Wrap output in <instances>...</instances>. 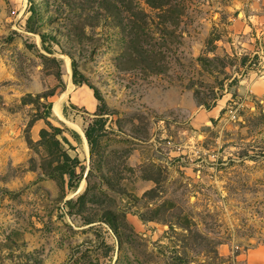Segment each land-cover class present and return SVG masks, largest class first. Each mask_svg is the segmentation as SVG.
<instances>
[{
  "label": "rangeland",
  "instance_id": "1",
  "mask_svg": "<svg viewBox=\"0 0 264 264\" xmlns=\"http://www.w3.org/2000/svg\"><path fill=\"white\" fill-rule=\"evenodd\" d=\"M0 264H264V0H0Z\"/></svg>",
  "mask_w": 264,
  "mask_h": 264
},
{
  "label": "trees",
  "instance_id": "2",
  "mask_svg": "<svg viewBox=\"0 0 264 264\" xmlns=\"http://www.w3.org/2000/svg\"><path fill=\"white\" fill-rule=\"evenodd\" d=\"M72 69H73V82H74V84L81 85V84L85 83V81L80 80V75H79L75 65H73ZM93 95L96 99H99L96 91H94ZM93 130H94V127H93V125H91L84 132L85 137H86L87 142L90 145V147H92L94 145V131Z\"/></svg>",
  "mask_w": 264,
  "mask_h": 264
},
{
  "label": "built area",
  "instance_id": "3",
  "mask_svg": "<svg viewBox=\"0 0 264 264\" xmlns=\"http://www.w3.org/2000/svg\"><path fill=\"white\" fill-rule=\"evenodd\" d=\"M246 85L248 86V83H246Z\"/></svg>",
  "mask_w": 264,
  "mask_h": 264
}]
</instances>
